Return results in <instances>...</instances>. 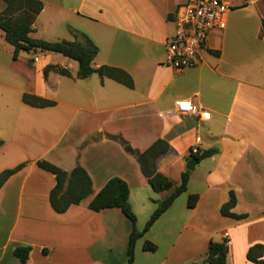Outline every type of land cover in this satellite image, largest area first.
I'll list each match as a JSON object with an SVG mask.
<instances>
[{
    "label": "crops",
    "instance_id": "crops-1",
    "mask_svg": "<svg viewBox=\"0 0 264 264\" xmlns=\"http://www.w3.org/2000/svg\"><path fill=\"white\" fill-rule=\"evenodd\" d=\"M41 1L32 37L72 41L70 28L78 30L98 48L92 66L125 70L133 87L98 73L78 78L76 60L17 49L0 29V172L26 163L0 188V264H19L13 249L21 244L31 246L26 264L126 263L131 220L118 207L94 211L90 200L111 177L123 178L141 230L169 192L154 191L136 156L110 135L138 150L166 139L169 149L156 164L175 184L194 148L217 149L196 159L186 191L137 239L133 264H190L205 255L211 239L224 238L228 264H264L247 257L251 246L262 244L264 259V0H227L225 28L210 32L200 60L181 69L167 63L166 41L187 0ZM49 65L72 76L45 74ZM24 93L55 104H28ZM179 99L192 100L197 112L181 114ZM39 159L68 172L83 166L92 193L57 212L50 203L55 175ZM231 191V211L245 217L221 213ZM190 194H198L194 207L187 205ZM146 240L157 249L144 250Z\"/></svg>",
    "mask_w": 264,
    "mask_h": 264
},
{
    "label": "trees",
    "instance_id": "trees-1",
    "mask_svg": "<svg viewBox=\"0 0 264 264\" xmlns=\"http://www.w3.org/2000/svg\"><path fill=\"white\" fill-rule=\"evenodd\" d=\"M3 1L5 2V8L0 11V29L4 31L6 41L14 45L17 49L26 48L30 50L38 48L41 51L58 52L78 62L79 68L76 75L78 78H86L93 73H98L102 77L107 76L129 87H133L132 77L125 70L108 65H102L98 68L92 66V60L97 54L98 48L88 36L78 30L70 28L75 37L72 41H47L32 37L30 32L33 31L34 21L43 8V2L41 0ZM262 26L264 30V19L262 20ZM50 69L63 75L72 76L68 68L59 65L47 66L45 68V74ZM22 98L24 102L34 106L42 107L55 104L52 100L29 93H24ZM110 136L118 140L128 152L136 156L143 174L148 178L154 191L169 192L163 199L157 200L158 205L156 209L152 212L141 230L136 227L137 216L129 204V186L123 178L119 176L111 177L90 200L88 207L94 211L118 207L131 220L132 231L129 236L127 261L125 264H133L137 239L142 237L162 213L170 207L174 200L186 191L190 172L189 170L184 171L180 183L175 184L169 177L158 171L156 161L159 156L166 153L169 149V143L164 138H158L146 149L138 150L133 148L121 135ZM2 144L3 141L0 140V146ZM216 151V148H209L192 154L199 161L204 157L212 155ZM25 164L26 163L23 162L0 172V188L13 173L23 168ZM37 165L55 175L56 184L50 191V203L57 212H64L72 204L81 203L93 191L91 176L87 170L79 164L70 172L45 159H39ZM197 201L198 194H190L188 196L187 205L189 207H194ZM235 204L236 196L235 193L231 191L229 200L221 206V213L235 218L245 217L246 214H237L231 211ZM143 249L146 251H155L157 245L150 240H146L143 244ZM30 250L31 246L26 244L18 245L13 249V253L18 258L19 264L27 263ZM228 252L229 246L227 238L221 241L211 239L205 255L201 259L193 261L190 264H228ZM262 253L263 245L254 244L249 248L247 257L254 262L264 263Z\"/></svg>",
    "mask_w": 264,
    "mask_h": 264
},
{
    "label": "built area",
    "instance_id": "built-area-1",
    "mask_svg": "<svg viewBox=\"0 0 264 264\" xmlns=\"http://www.w3.org/2000/svg\"><path fill=\"white\" fill-rule=\"evenodd\" d=\"M230 8L227 0H187L180 5L173 17L174 32L166 41L167 63L177 69L196 64L209 33L225 28ZM175 104L183 115L197 112L190 99H179ZM201 115L210 116L206 111Z\"/></svg>",
    "mask_w": 264,
    "mask_h": 264
},
{
    "label": "water",
    "instance_id": "water-1",
    "mask_svg": "<svg viewBox=\"0 0 264 264\" xmlns=\"http://www.w3.org/2000/svg\"><path fill=\"white\" fill-rule=\"evenodd\" d=\"M195 163H196V158H190L186 164V168L188 170H192L195 166Z\"/></svg>",
    "mask_w": 264,
    "mask_h": 264
},
{
    "label": "rangeland",
    "instance_id": "rangeland-1",
    "mask_svg": "<svg viewBox=\"0 0 264 264\" xmlns=\"http://www.w3.org/2000/svg\"><path fill=\"white\" fill-rule=\"evenodd\" d=\"M0 4H5L3 0H0Z\"/></svg>",
    "mask_w": 264,
    "mask_h": 264
}]
</instances>
